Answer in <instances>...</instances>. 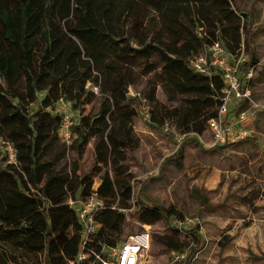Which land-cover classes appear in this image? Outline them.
<instances>
[{"label": "trees", "instance_id": "1", "mask_svg": "<svg viewBox=\"0 0 264 264\" xmlns=\"http://www.w3.org/2000/svg\"><path fill=\"white\" fill-rule=\"evenodd\" d=\"M162 6H178L183 20L156 16ZM244 17L238 0H0V138L14 146L17 160L0 164V264L74 259L81 226L70 197L96 193L104 201L96 216L101 224L92 243L96 251L125 241L119 234L132 196L128 155L140 145L133 127L139 112L130 89L158 71L144 100L156 102L161 85L177 106L164 104L159 118L151 109V120L175 121L182 134L203 135L218 117L225 83L220 74L196 72L190 61L217 41L233 54L249 50ZM65 44L60 64L50 70ZM256 64L252 52L246 68ZM61 99L75 111L95 100L99 105L97 116L82 117L72 127L69 145L60 137L63 117L56 106ZM38 101L35 124L29 108ZM92 140L94 163L90 172L76 176ZM70 149L76 154L73 171L61 166ZM182 154L183 147L173 159ZM141 205L143 224H168L170 233L158 237L160 244L183 252L185 230L169 221L177 213ZM186 233L201 242L195 229Z\"/></svg>", "mask_w": 264, "mask_h": 264}, {"label": "rangeland", "instance_id": "2", "mask_svg": "<svg viewBox=\"0 0 264 264\" xmlns=\"http://www.w3.org/2000/svg\"><path fill=\"white\" fill-rule=\"evenodd\" d=\"M238 3L246 13L243 21L249 29L251 50L244 47L246 55L250 57L254 52L262 59L264 41L263 46H257V43L261 40L260 35L264 37V0H238ZM156 16L183 20L182 10L178 6H162ZM65 47L66 44L51 60L50 70L60 64ZM157 76L158 71L143 77L135 88H131L129 95L131 100L135 99L133 103L139 112L133 127L140 145L128 155L132 196L124 211L120 240L142 233L149 234V247L142 254L141 264H185L191 250L196 252L190 264H264V196H256L257 190L264 189V149L262 153L254 149L255 140L264 145V136L253 134L246 143L240 140L228 144L226 146L236 148L240 145L237 150L228 151L218 146L206 147L205 143L198 142L196 134L180 139L182 133L175 121L165 126L148 118L151 109L159 118L158 110L164 104L177 106V103L168 101L161 85L157 88L156 102L144 100L143 97L150 90V80H155ZM257 76L254 68V78ZM138 93L142 94V98L132 95ZM254 99L257 101V98ZM67 102L64 100V105ZM60 103L56 106V113L65 116L68 107L62 106L58 111ZM39 104L40 101L29 108L35 124L40 119V114H37ZM70 105L75 114L73 126L82 117L94 118L99 110L98 100L85 105L82 111H75L72 103ZM259 109L251 107L250 113ZM202 138L207 143L213 136L207 130ZM181 147L182 156L173 159ZM93 148L94 140L83 155L81 169L76 171V176L90 172L95 157ZM75 158V152L70 149L61 166L73 171ZM6 163L7 156L0 154V164ZM259 164L262 166L259 167ZM93 182L94 188L100 184L98 177ZM141 202L174 210L177 215L169 220L173 225L180 221H193L181 227L185 230L180 237L186 246L183 252L166 250L158 241V237L170 233L165 221L152 225L140 221L143 212ZM192 228L201 236L198 245L186 233Z\"/></svg>", "mask_w": 264, "mask_h": 264}, {"label": "built area", "instance_id": "3", "mask_svg": "<svg viewBox=\"0 0 264 264\" xmlns=\"http://www.w3.org/2000/svg\"><path fill=\"white\" fill-rule=\"evenodd\" d=\"M249 57L246 55L244 47L242 50L233 54L227 50L225 45L217 41L208 46L203 53L190 61L191 67L198 73L206 76L220 74L224 80L225 88L223 91L222 104L218 109V117L209 121V132L213 136L215 144H227L229 142H239L250 135L247 128L234 132L232 125L229 124L227 116L231 110L230 104L239 105L244 100L251 101L250 80L254 78V67L246 68ZM131 94V89L129 95ZM142 98L141 93L132 94ZM59 102V109L64 106L65 116L63 117L60 128V137L66 144H71L73 139L72 127L74 125L75 114L72 112L69 102L64 105V100ZM58 102V103H59ZM150 118V115H148ZM247 117L242 113L238 123L242 124ZM167 126V124L165 125ZM186 135H180L183 139ZM0 154L8 158V163L16 164V151L14 146L7 140L0 138ZM68 204L75 210L78 221L81 226V241L79 250L74 259L68 264H141L142 254L148 249L150 236L142 233L130 236L127 240L116 245H102L100 252L92 246L94 236L101 228L96 216L103 209L104 201L93 193L86 197H70ZM125 211V210H123ZM193 222L192 220L177 222L176 226L182 227L185 224ZM175 253V252H174ZM179 256L184 257V255Z\"/></svg>", "mask_w": 264, "mask_h": 264}, {"label": "crops", "instance_id": "4", "mask_svg": "<svg viewBox=\"0 0 264 264\" xmlns=\"http://www.w3.org/2000/svg\"><path fill=\"white\" fill-rule=\"evenodd\" d=\"M259 39L261 40L259 41V43H257V46H263L264 37L260 35ZM255 57L257 60V64L255 65L254 68L256 69V74H258V76L253 79V83L250 86L251 92H252L251 101L244 100L237 106L235 103V106L232 105L233 109L230 110L227 116V119L229 120V124L232 125V130L234 132H238L243 129L242 127L247 128L250 132V135L248 136L249 138L252 137L253 134L264 136V108H263L264 107V97H263L264 96V58L260 59V56L258 54H255ZM254 98H257V101H255ZM251 107L252 108L260 107V109L254 110L253 113H250ZM242 113L246 115L247 120L243 122L242 124H239L238 120ZM206 133L207 132H205L201 136L197 135L198 142L205 143L204 145L206 147L213 148V147L218 146V147H221L223 151H228V150H237L238 147L240 146L239 145L237 148L226 146L234 142L215 145L214 140L212 138L206 143L204 142L202 138ZM247 138H245L244 141L242 140L243 142L241 143H244V142L246 143ZM260 143H261L260 141L256 142L255 140L254 149L256 152H261L264 149V145ZM246 146H249V145H244L243 147H246ZM261 166L262 164H259V167ZM256 196H264V189L261 188L260 190H257Z\"/></svg>", "mask_w": 264, "mask_h": 264}]
</instances>
